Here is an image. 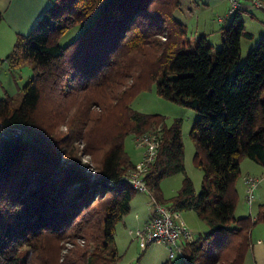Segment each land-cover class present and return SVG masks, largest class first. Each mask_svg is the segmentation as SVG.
Returning <instances> with one entry per match:
<instances>
[{
	"label": "trees",
	"instance_id": "obj_1",
	"mask_svg": "<svg viewBox=\"0 0 264 264\" xmlns=\"http://www.w3.org/2000/svg\"><path fill=\"white\" fill-rule=\"evenodd\" d=\"M180 5L53 0L0 59L13 69L32 66L20 104L10 95L0 98V264H116V226L136 192L125 178L135 165L125 139L146 133L161 137L146 175L152 193L164 202L161 181L184 173L170 203L179 211L196 210L210 226L187 243V264H244L252 228L264 221L263 208L254 219L235 215L242 159L264 165V37L241 62L242 37L253 36L245 31V11L221 28L222 46L216 48L206 34L187 35L174 16ZM89 20L75 39L61 43L72 27ZM151 82L160 96L198 113L191 134L195 162L204 171L200 191L186 172L182 119L167 125L163 115L131 106ZM47 105L48 122L69 125L61 136L38 117ZM81 141L88 154L100 152L95 179L87 177L77 154ZM77 229L86 246L75 245L60 261L59 240ZM11 242L17 243L14 251ZM21 244L31 249L22 253Z\"/></svg>",
	"mask_w": 264,
	"mask_h": 264
},
{
	"label": "rangeland",
	"instance_id": "obj_2",
	"mask_svg": "<svg viewBox=\"0 0 264 264\" xmlns=\"http://www.w3.org/2000/svg\"><path fill=\"white\" fill-rule=\"evenodd\" d=\"M171 1L173 2L174 0ZM262 2L264 3V0H262ZM227 3L229 7V2L227 1ZM228 7L227 14H225L226 9L217 8V4H215L213 0H181V5L175 9L174 16L176 19L185 24L188 36L206 34L215 47L220 48L222 46L221 28L227 23L223 24L217 19L220 21L228 20ZM242 19L245 23V31L252 32L254 37L243 35L241 41V62L246 59L248 52L258 45L260 39L262 38L261 35L264 37V6L243 12ZM89 23L90 20L72 27L61 38V43L66 44L75 39ZM258 37L260 38L259 40ZM162 39L165 41L166 35H163ZM2 64L3 61L0 66V98L10 95L14 99V105L17 106L22 100V87L32 74V66L30 64H24L21 67L13 69L9 65L5 68ZM131 106L144 113H158L163 115L167 125L173 124L177 118L182 119V135L185 144L184 162L186 165V172L193 179L196 190L200 191L203 184L204 171L195 162L194 156L197 148L195 139L191 134L194 122L198 117L197 111L184 105L183 103L160 96L157 92L156 82H151L147 89L139 92L132 101ZM43 107L39 110L38 117L45 119L49 130L52 131L55 129L56 133L60 136L63 133H66L69 129V125L66 123L58 124L57 118L51 119L48 122L47 113L49 106L47 105V107ZM96 109L98 110V107H96ZM92 126L93 124L90 123L86 128H91ZM93 135L95 136L94 131ZM140 135L141 134H131L125 139V150L130 155V158L134 160L139 157L134 162L135 164L141 160L143 152V148H141L137 143ZM75 146L78 156L88 167L85 170L87 177L91 179L99 177V164L96 161V156L99 158L100 152L96 151V154L99 156L85 152L84 148L86 146L84 141L76 142ZM249 176L259 180L256 197H250V192L247 190L249 186L246 184V179ZM184 177V173L178 172L164 178L161 181L160 187L164 195V202H171L170 199L181 189ZM255 186L257 187V185ZM236 187L238 189V199L235 210L236 217L239 218L241 216L251 214L254 219L260 209H264V206H262V204H264V165L257 163L249 157L243 158L241 162V175L237 180ZM107 195L106 199L110 197L111 192ZM99 202L100 201L98 200L95 205ZM149 204V192L136 190L131 201L130 211L117 223L116 226L115 244L119 254V259L116 264H187L186 259L178 254L175 258L170 259L167 247L163 243L152 242L145 248H142L138 237L131 232L130 229L136 225H130L129 219L135 216L136 212L142 213L143 211H148L149 207L147 208V205ZM180 211L183 219L186 221L189 228L195 232V235L210 229L208 222L203 219L196 210L184 208ZM127 220L128 223L126 224L125 222ZM252 234L254 236L253 241L260 235L264 236V221H259L253 226ZM58 243L60 246V261L64 260L66 256L72 253L71 250L75 247V245L79 244L81 247L86 246L83 234L78 229L76 233L64 238L63 240H59ZM11 244L12 246L10 248L14 251L15 247H17V243L11 242ZM89 247L91 250L94 248L92 242ZM18 248V250L23 253L31 249V246L30 244H21ZM7 249L8 248H6V250ZM249 252L251 253V250ZM248 264H253V260H251Z\"/></svg>",
	"mask_w": 264,
	"mask_h": 264
},
{
	"label": "built area",
	"instance_id": "obj_3",
	"mask_svg": "<svg viewBox=\"0 0 264 264\" xmlns=\"http://www.w3.org/2000/svg\"><path fill=\"white\" fill-rule=\"evenodd\" d=\"M227 1L229 2V18L233 17L238 11H248L264 6L262 0ZM137 143L143 148L141 160L129 170L125 178L131 183L134 189L149 192L151 217L142 225H136L130 230L138 237L142 248H145L152 242L163 243L168 248L170 259L175 258L177 254L185 258L186 245L195 239V234L186 224V221L181 215V211L171 203L158 200L152 193L146 180L150 165L157 157L161 137L156 133H146L139 136ZM258 181L252 176L247 178V184L249 186L247 190L250 192V197L254 196L255 185H258Z\"/></svg>",
	"mask_w": 264,
	"mask_h": 264
},
{
	"label": "crops",
	"instance_id": "obj_4",
	"mask_svg": "<svg viewBox=\"0 0 264 264\" xmlns=\"http://www.w3.org/2000/svg\"><path fill=\"white\" fill-rule=\"evenodd\" d=\"M52 2L53 0H0V9L3 12V18L0 22V59H4L12 51L18 35H27L31 32L33 27L42 19L46 9L52 5ZM213 2L217 4V8H225V14H227V0H213ZM217 20L226 24L230 18L227 21ZM1 63L2 61H0V66ZM2 65L5 68L8 67L6 61H3ZM137 159H132V161L135 162ZM148 207V211L136 212L135 216L129 219L130 225H142L148 220L151 217L150 204L147 205ZM125 223L127 224L128 220ZM253 237L252 234V239ZM251 260H253V264H264V236L262 235L252 242L251 253L247 254L244 264H248Z\"/></svg>",
	"mask_w": 264,
	"mask_h": 264
}]
</instances>
